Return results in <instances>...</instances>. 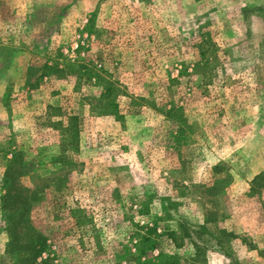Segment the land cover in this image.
<instances>
[{"label":"rangeland","instance_id":"rangeland-1","mask_svg":"<svg viewBox=\"0 0 264 264\" xmlns=\"http://www.w3.org/2000/svg\"><path fill=\"white\" fill-rule=\"evenodd\" d=\"M74 59L95 73L75 89L59 73ZM45 105L78 118L64 167ZM13 150L30 161L18 185L26 236L45 239L36 263L134 264L151 243L147 257L180 264H264V191L247 195L264 173V0H0V194ZM179 223L203 227L196 262L194 234L166 236ZM6 240L0 220V264Z\"/></svg>","mask_w":264,"mask_h":264},{"label":"trees","instance_id":"trees-1","mask_svg":"<svg viewBox=\"0 0 264 264\" xmlns=\"http://www.w3.org/2000/svg\"><path fill=\"white\" fill-rule=\"evenodd\" d=\"M198 53L202 58L205 51L201 47ZM60 72L75 77L73 89L79 85L83 77L91 76V74L92 76L95 75L93 70L88 68L87 63L85 64L84 59H74L66 62L61 66ZM101 87L100 100L105 109L104 111L116 121H122L123 116L118 112L114 100L118 94L117 88L111 83L104 84ZM42 123L59 135L58 151L53 156L51 163L62 167L70 164L78 148L79 122L77 116L61 112L59 107L45 105ZM29 166L30 161L24 150H13L10 152L9 159L5 162L0 194V220L2 230L7 236L4 253L12 257L13 262L11 264H52L51 260L47 258L36 263V259L42 256L45 249V239L34 232L32 233L34 237L29 238L24 231V228L28 229L25 224L27 223L32 200L30 196L20 191L18 183L20 178L28 172ZM55 189L57 188L55 187ZM262 191H264V173H259L250 180L247 195L251 197L260 194ZM38 198L41 199V197ZM69 213H74L72 216L77 226L84 223L77 210H69ZM191 234H194L199 241V244L193 240L191 241L194 251L191 261L196 262L204 253L205 242L202 241V226L191 231L189 227L179 223L177 232L169 231L166 236L174 245L179 246L184 239L190 240ZM142 242L146 241L142 239ZM148 248L141 246L137 249L138 257L135 259L134 264H180L178 259L166 253H159L156 258H149L146 254L147 251H151L153 248L151 243Z\"/></svg>","mask_w":264,"mask_h":264},{"label":"built area","instance_id":"built-area-1","mask_svg":"<svg viewBox=\"0 0 264 264\" xmlns=\"http://www.w3.org/2000/svg\"><path fill=\"white\" fill-rule=\"evenodd\" d=\"M73 47L76 49L77 48V45H74Z\"/></svg>","mask_w":264,"mask_h":264}]
</instances>
